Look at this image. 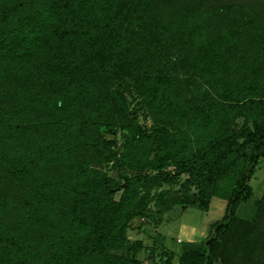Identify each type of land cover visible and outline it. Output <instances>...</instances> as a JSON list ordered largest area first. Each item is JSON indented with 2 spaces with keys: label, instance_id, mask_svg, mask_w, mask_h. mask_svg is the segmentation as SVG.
I'll return each mask as SVG.
<instances>
[{
  "label": "trees",
  "instance_id": "trees-1",
  "mask_svg": "<svg viewBox=\"0 0 264 264\" xmlns=\"http://www.w3.org/2000/svg\"><path fill=\"white\" fill-rule=\"evenodd\" d=\"M260 158L264 0H0V264H173L127 235L164 182L160 212L226 199L177 264H264Z\"/></svg>",
  "mask_w": 264,
  "mask_h": 264
},
{
  "label": "rangeland",
  "instance_id": "rangeland-1",
  "mask_svg": "<svg viewBox=\"0 0 264 264\" xmlns=\"http://www.w3.org/2000/svg\"><path fill=\"white\" fill-rule=\"evenodd\" d=\"M125 86V84H123ZM130 100L131 94L129 91H124ZM130 108L133 107L134 101L130 100ZM138 118L142 125L151 127L154 123V119L147 113L145 107L140 106L138 108ZM243 122V118L237 119V125L240 126ZM106 137H113L106 127L102 128ZM119 129L117 127L116 131ZM117 145L115 149L120 146L122 142V134L118 130L116 133ZM110 162L106 171L118 177L119 169L111 167ZM174 167L171 165L168 169L172 170ZM185 174L179 177L180 181L185 178ZM250 194L248 198L244 199L238 206L236 214L238 216L251 218L256 211L258 200H260L264 194V158H260L256 166L254 174L250 178ZM169 187V183L164 182L161 187L154 188L151 191L153 200L148 205L145 215L137 216L133 218L128 226L127 235L130 241L140 239L148 247H155L156 254L159 251H172L173 252V264L178 263V256L182 252V246L187 243L199 244L201 243L209 230L211 224L220 219L226 209V199L221 196H213L207 209H202L199 206H180L175 207L166 212L158 211V207L155 203V198L162 190H166ZM178 187V185H174ZM195 187L192 188V192H196ZM120 192L117 193V196ZM159 254V253H158ZM145 251H141L140 257L146 258ZM156 259L160 260V255L156 256ZM144 264H151V261L144 260Z\"/></svg>",
  "mask_w": 264,
  "mask_h": 264
}]
</instances>
